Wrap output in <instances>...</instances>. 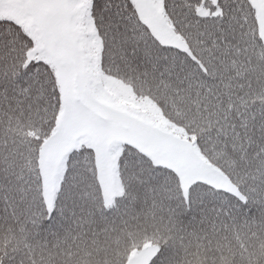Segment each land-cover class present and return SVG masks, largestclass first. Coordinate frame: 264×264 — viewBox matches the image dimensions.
<instances>
[{"label": "snow or ice", "instance_id": "obj_1", "mask_svg": "<svg viewBox=\"0 0 264 264\" xmlns=\"http://www.w3.org/2000/svg\"><path fill=\"white\" fill-rule=\"evenodd\" d=\"M0 264H264V0H0Z\"/></svg>", "mask_w": 264, "mask_h": 264}]
</instances>
